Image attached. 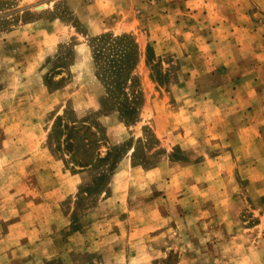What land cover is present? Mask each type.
Segmentation results:
<instances>
[{"label": "rangeland", "instance_id": "1", "mask_svg": "<svg viewBox=\"0 0 264 264\" xmlns=\"http://www.w3.org/2000/svg\"><path fill=\"white\" fill-rule=\"evenodd\" d=\"M0 264H264V0H0Z\"/></svg>", "mask_w": 264, "mask_h": 264}, {"label": "trees", "instance_id": "2", "mask_svg": "<svg viewBox=\"0 0 264 264\" xmlns=\"http://www.w3.org/2000/svg\"><path fill=\"white\" fill-rule=\"evenodd\" d=\"M127 34L112 35L104 33L93 36L90 39L92 53L98 66V77L103 81L106 94H103L99 101L103 108L111 104L109 108L115 107L124 117H135L137 106L124 87L132 78V71L137 62L136 42L128 39ZM88 130V126H82ZM88 161H81L80 165H87Z\"/></svg>", "mask_w": 264, "mask_h": 264}]
</instances>
